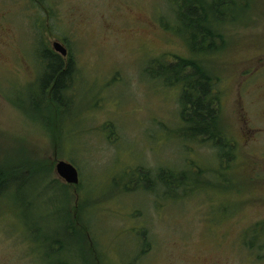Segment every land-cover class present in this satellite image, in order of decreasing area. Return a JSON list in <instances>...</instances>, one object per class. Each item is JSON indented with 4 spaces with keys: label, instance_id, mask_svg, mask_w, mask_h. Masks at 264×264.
I'll use <instances>...</instances> for the list:
<instances>
[{
    "label": "rangeland",
    "instance_id": "1",
    "mask_svg": "<svg viewBox=\"0 0 264 264\" xmlns=\"http://www.w3.org/2000/svg\"><path fill=\"white\" fill-rule=\"evenodd\" d=\"M236 1L225 43L202 60L234 146L222 166L185 137L181 87L156 78L192 57L179 1L0 0V167L26 179L0 200V264L54 263L55 240L68 247L64 212L77 263L264 264V0ZM56 42L78 64L63 123L49 101L31 110L39 48Z\"/></svg>",
    "mask_w": 264,
    "mask_h": 264
},
{
    "label": "trees",
    "instance_id": "2",
    "mask_svg": "<svg viewBox=\"0 0 264 264\" xmlns=\"http://www.w3.org/2000/svg\"><path fill=\"white\" fill-rule=\"evenodd\" d=\"M177 1L179 2L175 0L178 5L175 14L178 21L186 27V38H183L189 45L192 57L178 58L174 63H165L166 80L162 75L156 78L162 79L168 87H181V119L186 131L185 137L188 142H194L196 146H211L215 150L218 162L223 166L224 163L232 160L234 146L220 130L217 84L204 69L202 60L221 49L219 42L225 43L224 36L218 31L220 25L239 17L236 12L238 2L236 0H182V6H180V0ZM38 52L42 72L38 80L39 93L32 97L31 110L38 112L39 108L49 101L63 123L64 117L71 114L76 103L73 89L78 64L70 51L67 58L46 47L39 48ZM5 168L0 167V200L15 192L18 193L25 186L26 181L18 168ZM80 185L73 187L78 188ZM165 185L169 188L167 195L175 193L176 182ZM180 187V190L184 188L186 191L183 183H180ZM64 218V235L68 247L61 241L55 240L50 255L55 262L51 264H81L74 258V256H81L82 261L84 260L83 248L78 243L80 236L75 230V225L67 220L66 212H64ZM88 237L92 243L90 234ZM148 249L149 247L143 251L145 255Z\"/></svg>",
    "mask_w": 264,
    "mask_h": 264
},
{
    "label": "water",
    "instance_id": "3",
    "mask_svg": "<svg viewBox=\"0 0 264 264\" xmlns=\"http://www.w3.org/2000/svg\"><path fill=\"white\" fill-rule=\"evenodd\" d=\"M54 51L63 58L68 57V50L59 42L54 43ZM58 176L71 186H78L80 184L79 170L71 163L61 161L56 166Z\"/></svg>",
    "mask_w": 264,
    "mask_h": 264
}]
</instances>
